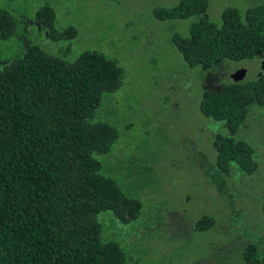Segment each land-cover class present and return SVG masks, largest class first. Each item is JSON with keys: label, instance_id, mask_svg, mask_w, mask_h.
Wrapping results in <instances>:
<instances>
[{"label": "trees", "instance_id": "1", "mask_svg": "<svg viewBox=\"0 0 264 264\" xmlns=\"http://www.w3.org/2000/svg\"><path fill=\"white\" fill-rule=\"evenodd\" d=\"M37 1L41 5L27 17L9 11L17 0H0V264H139L128 241L138 243L152 232L157 242L167 237L181 242L170 229L172 217L165 221L167 211L152 210L156 196L148 187L153 168L143 155L149 133L144 128L136 141L118 140L123 129L133 126L116 120L120 114L113 95L122 85L120 63L97 50L80 51L77 28L60 24L57 8L61 11L63 3ZM177 1L152 11L157 21L191 18L186 36L173 33L170 38L183 64V76L179 71L174 83L190 79L197 67L206 73L215 60L255 56L264 61V0H250L242 12L224 8L218 25L208 19V0ZM40 37L46 45L36 44ZM152 54V60L158 59L154 65H163L158 52ZM187 94L183 90L182 98ZM169 100L166 91L153 105L160 108ZM189 100L224 130L217 129L209 140L212 159L203 154L214 164L199 169L224 214L214 217L204 210L190 229L220 225L232 243L224 239L228 254L234 252L244 264H264V233L259 232L260 226L264 230V197L261 206L255 202L259 224L254 216L249 224L251 217L229 214V191L241 179L248 181L246 175L257 167L239 134L244 119L259 115L254 106L264 107V67L228 83L206 73L199 93L191 92ZM122 145L127 150L113 159L125 149ZM178 147L189 148L182 140ZM141 213H152L153 220L132 223ZM239 235L243 239L237 248Z\"/></svg>", "mask_w": 264, "mask_h": 264}, {"label": "rangeland", "instance_id": "2", "mask_svg": "<svg viewBox=\"0 0 264 264\" xmlns=\"http://www.w3.org/2000/svg\"><path fill=\"white\" fill-rule=\"evenodd\" d=\"M55 1L63 3L61 11L57 8L62 17L60 24H72L80 34L77 38L78 49L102 52L108 57L115 58L123 69L122 85L118 93L113 95L117 103L115 107L119 108L117 111L120 114V118L116 120L119 122L118 125L129 122L133 126L123 129L124 134L120 133L118 140L136 141L137 138H141L139 132L144 128L149 133L147 150L143 155L146 156L145 161L149 167L153 168L150 171L148 187L156 196L152 210L167 211L165 221L171 220L172 217L170 229L178 233L181 242L174 244L169 237L157 242L152 232L142 237L138 243L128 241L125 244L134 248V256L139 255V264H244L238 261L234 252L232 253L235 256L228 254L229 250L225 245L226 241L228 243L231 241L219 231L220 225H213L204 230L190 229L196 216L204 210L214 217L220 213L224 214L223 207L219 210L221 203L216 194L203 181V176L199 172V169L211 164L209 140L214 137L217 129L222 130L218 126L219 123H214L197 111L194 100H189L191 92L199 93L204 73L197 67L190 72L192 74L190 79L182 80L180 83L173 82V79H177L178 76L175 75L179 71V76H183V64L170 38L173 33L186 36L191 18L172 21L154 19L152 11L156 6L175 4L177 0ZM207 2L208 19L217 25L220 23V14L224 8L232 6L242 12L250 5V0ZM40 5L37 0H17L9 11L31 17ZM7 8L8 5L5 6V9ZM38 43L41 46L46 45L42 37L36 44ZM153 52H158L163 65H154L158 63V59H151ZM249 60L240 61V64L243 61L248 65L246 70L248 78L258 69L257 59ZM244 63L242 64L245 66ZM226 66L229 70L234 67L232 62ZM185 89L188 94L182 98ZM166 91L169 102L160 105L161 109L156 108L153 105L155 97ZM254 109L260 112L259 115L243 120L242 134L239 136L251 147L257 167L253 174L246 175L248 181L241 179L239 186L236 184L238 187L235 191L228 190L231 194L229 202H233L229 214L247 215V218L251 217L249 224H252V216L256 217L259 224L261 215L258 216L255 202L261 206L259 198L264 197V107L257 110L254 106ZM181 140L189 148H175L177 141ZM125 141L122 143L125 144ZM191 143L195 144L196 151ZM208 146L206 150L205 147ZM123 149L116 151L112 155L113 159L121 158L122 152L127 148ZM167 149H171L172 152L164 158ZM192 156L193 160H190ZM233 167L234 170L237 169ZM206 171L207 168L203 173ZM204 177L206 178V175ZM140 194L137 198L143 199V195ZM142 214L132 223L153 220L152 213ZM223 220H227V217ZM118 227L122 232L125 231L123 226ZM162 229L164 230H160V237L165 235L166 225ZM243 230L252 234V230L247 227H243ZM259 232L264 233L261 226ZM238 238L235 247L240 248L243 236L239 235Z\"/></svg>", "mask_w": 264, "mask_h": 264}, {"label": "flooded vegetation", "instance_id": "3", "mask_svg": "<svg viewBox=\"0 0 264 264\" xmlns=\"http://www.w3.org/2000/svg\"><path fill=\"white\" fill-rule=\"evenodd\" d=\"M245 59H250L249 61H251L252 59H257V61H258V69L260 68V64H261V61H262V59L261 58H257V57H253L252 59L251 58H245ZM242 59H240V60H229V59H227L226 61H217V60H215V61H217V62H212L210 65H213L210 69L209 68H207V69H204V70H206V73H207V75L209 76V75H215V73L217 74V76L219 77V78H221V80L224 82V83H228V82H230V81H233L231 78H230V74L231 73H233V72H235L236 70H238L239 68H244L245 69V72H246V70L248 69V65L247 64H245L243 61L241 62V64L242 63H244L245 64V66L243 65H241L240 64V61H241ZM229 62H232L233 63V65H234V67H232V69L231 70H229V69H227L228 68V66H226ZM209 65V66H210ZM211 69L213 70V72L211 71ZM257 69V70H258ZM256 70V71H257ZM205 71H204V76H205ZM213 87H214V89L215 90H219V85H217V84H213L212 85ZM228 134V133H227ZM211 164H214V163H211ZM212 168H215V165L214 166H211ZM232 173V172H231Z\"/></svg>", "mask_w": 264, "mask_h": 264}, {"label": "water", "instance_id": "4", "mask_svg": "<svg viewBox=\"0 0 264 264\" xmlns=\"http://www.w3.org/2000/svg\"><path fill=\"white\" fill-rule=\"evenodd\" d=\"M260 67H264V61H261ZM244 69L243 68H239L238 70H236L235 72L231 73L229 76L232 80H238L240 79L243 74H244Z\"/></svg>", "mask_w": 264, "mask_h": 264}, {"label": "clouds", "instance_id": "5", "mask_svg": "<svg viewBox=\"0 0 264 264\" xmlns=\"http://www.w3.org/2000/svg\"><path fill=\"white\" fill-rule=\"evenodd\" d=\"M108 57V56H107Z\"/></svg>", "mask_w": 264, "mask_h": 264}]
</instances>
